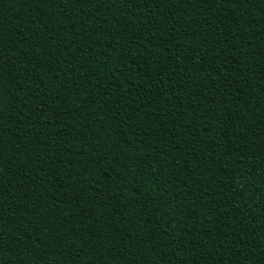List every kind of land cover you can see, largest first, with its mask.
Here are the masks:
<instances>
[{"label":"trees","instance_id":"16d2710c","mask_svg":"<svg viewBox=\"0 0 264 264\" xmlns=\"http://www.w3.org/2000/svg\"><path fill=\"white\" fill-rule=\"evenodd\" d=\"M0 264H264V0H0Z\"/></svg>","mask_w":264,"mask_h":264}]
</instances>
